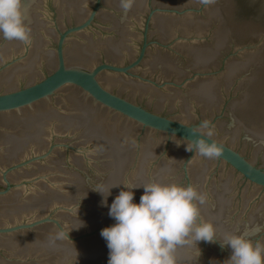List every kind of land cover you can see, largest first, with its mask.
<instances>
[{"label":"water","instance_id":"95a60500","mask_svg":"<svg viewBox=\"0 0 264 264\" xmlns=\"http://www.w3.org/2000/svg\"><path fill=\"white\" fill-rule=\"evenodd\" d=\"M21 12L29 42L0 38V264H107L99 233L114 221L97 182L192 186L218 239L264 247V0H133L127 13L120 0H21ZM187 129L220 157L185 151ZM230 254L203 241L174 252L175 264Z\"/></svg>","mask_w":264,"mask_h":264},{"label":"clouds","instance_id":"9594fccd","mask_svg":"<svg viewBox=\"0 0 264 264\" xmlns=\"http://www.w3.org/2000/svg\"><path fill=\"white\" fill-rule=\"evenodd\" d=\"M132 4L133 0H120V7L125 13ZM0 38L29 42L21 0H0ZM198 127L207 129L209 122L203 121ZM187 131L194 138L188 139L185 151H194L206 159L220 157L221 147L201 137L195 129ZM211 135L209 131L207 136ZM118 186H123V190L107 205L111 189ZM118 186L105 189L103 182H97L89 187L102 197L101 206H107V215L114 221L99 233L108 249L107 264H175L174 252L178 246H196L201 241L217 243L221 249L227 246L231 253L227 264H264V247L259 243H253L246 234L228 233L222 240L218 239L213 224L199 219L198 205H203L206 198L192 186L156 181L140 187ZM140 188L143 194L139 203H134L133 189ZM80 225L83 226L82 222ZM62 236L58 233L50 237L49 243Z\"/></svg>","mask_w":264,"mask_h":264}]
</instances>
